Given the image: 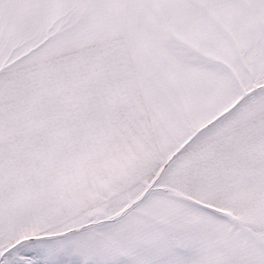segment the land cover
I'll return each instance as SVG.
<instances>
[{"label":"snow or ice","instance_id":"1","mask_svg":"<svg viewBox=\"0 0 264 264\" xmlns=\"http://www.w3.org/2000/svg\"><path fill=\"white\" fill-rule=\"evenodd\" d=\"M0 264H264V0H0Z\"/></svg>","mask_w":264,"mask_h":264}]
</instances>
